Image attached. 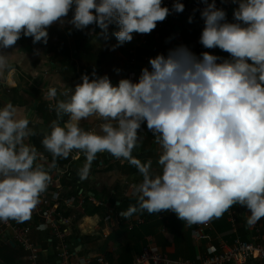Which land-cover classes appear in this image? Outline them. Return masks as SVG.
I'll use <instances>...</instances> for the list:
<instances>
[{
  "label": "clouds",
  "instance_id": "9594fccd",
  "mask_svg": "<svg viewBox=\"0 0 264 264\" xmlns=\"http://www.w3.org/2000/svg\"><path fill=\"white\" fill-rule=\"evenodd\" d=\"M197 2L204 5L194 9L204 21L198 42L205 49L219 48L230 59L218 63L216 55L206 51L198 56L179 45L150 58V68L141 69L137 82L125 78L114 86L107 75L83 74L70 95L63 93L67 100L50 105L57 119L41 146L52 156V166L74 150L82 154L85 163L78 176L83 181L99 153L135 163L132 153L142 143L139 133L146 124L160 146L162 172L153 175L151 161L136 163L142 177L133 186L137 203L121 217L170 211L191 226L239 204L250 213L246 223L253 225L264 218V0H221L236 5L233 22L216 0ZM163 3L0 0V49L12 48L22 37L47 45L48 29L67 24L78 31L95 25L105 38L115 25V51L134 34L150 35L169 15L185 11L181 0L171 8ZM193 22L194 15L188 18ZM10 56L0 51V77L15 71ZM42 94L53 101L57 89ZM20 111L11 102L0 107V222L5 223L28 221L51 181L50 172L36 163L43 154L26 143L35 133ZM92 117L101 121L99 133L81 127Z\"/></svg>",
  "mask_w": 264,
  "mask_h": 264
},
{
  "label": "crops",
  "instance_id": "0c3cea01",
  "mask_svg": "<svg viewBox=\"0 0 264 264\" xmlns=\"http://www.w3.org/2000/svg\"><path fill=\"white\" fill-rule=\"evenodd\" d=\"M219 1L220 8L227 13L228 22H233V10L236 5ZM181 2L185 4L183 13L176 14L162 29L157 25L150 35L145 34L148 36V43L136 48V64L132 67L127 65L129 50L139 43L141 35L134 34L131 42L113 51L111 48L117 44V40L112 33L119 30L115 25L109 27L105 38L100 35L102 30L95 25L84 31H78L67 24L63 26L54 24L48 29L47 45L42 42L34 44L32 38L22 37L12 48L0 49L4 54L11 55L10 64L15 68L11 75L5 72L4 76L0 77V84L10 90L9 94L2 97L0 107L9 102L18 106L21 110L20 115L31 121L29 126L33 132L45 135L51 130V122L57 119L55 112L47 110V106L49 103L55 105L58 100H67L69 97L63 93L70 95L71 89L82 82L80 77L83 74L91 77L92 72L95 71L99 76L107 75L116 86L121 79H129L132 74L140 76L142 68H150L148 63L150 58L161 53L166 55L169 49L186 45L193 51L192 42L198 33H202L204 27L200 12L194 13V9H200L204 5L197 0H181ZM193 15L194 22L189 24L188 18ZM71 16L70 12L68 19H71ZM169 38L171 40L166 42ZM208 50L206 51L210 54L221 58L218 63L230 59L229 54L219 48ZM204 51L203 47L201 53ZM115 69L121 70L119 74ZM49 88L57 89V97L53 101L43 98L42 93H46ZM66 120L65 116L63 121ZM100 123L98 118L92 117L81 121V127L99 133ZM142 128L145 129V134L139 133L142 143L136 149L138 155L135 159L139 163L151 161L152 174H161L162 169L158 164L160 146L155 143L146 124L142 125ZM33 136H30L26 143L32 145ZM105 153L107 152L97 154L95 160L99 159V164L91 166L88 178L83 181L78 176L79 169L85 163L82 154L74 150L69 158L59 159L55 166H52L51 155H43L47 160L46 170L50 172L51 178L61 169L72 172L71 178L60 177L57 181V185L60 186L57 210L65 219L71 221L72 229L68 240L79 257L94 258L108 254L111 256L109 264H132L135 257L141 253L148 237L152 238L154 245L172 261L194 260L200 255H214L222 242L232 245L236 239L244 242L255 241L264 245V218L253 225H248L246 220L250 213L239 204L233 205L221 217L211 218L212 230L201 241L193 239L192 227L178 219L176 214L168 215L161 222L157 220L155 214L150 216L146 211H137V215L146 217L147 222L133 230L127 228L124 230L123 224H119L114 214L110 219L108 215L117 213L115 206L125 202L126 196L123 193L126 192L125 183L139 184L142 177L134 170L135 167L121 166L112 156V159L110 155L105 156ZM80 188L84 189L86 195L94 196L103 203L98 205V203L86 202L93 209L90 215L80 216L83 207L75 206L72 209L64 204L67 198L76 196ZM104 208H107V211ZM229 211L235 213L236 232L229 221ZM17 223L23 226H37L40 222L32 213L28 221ZM162 229L164 232L161 231ZM31 239L39 244L43 251V264H59L56 243H50L49 233L37 229L32 232ZM23 257L22 249L8 236L0 233V264H24ZM247 264L256 263L252 261Z\"/></svg>",
  "mask_w": 264,
  "mask_h": 264
},
{
  "label": "built area",
  "instance_id": "2783aa9c",
  "mask_svg": "<svg viewBox=\"0 0 264 264\" xmlns=\"http://www.w3.org/2000/svg\"><path fill=\"white\" fill-rule=\"evenodd\" d=\"M173 2L174 0H164L163 6L171 8ZM209 2H211V0H209ZM216 3L217 7L220 8V1L216 0ZM202 8L203 7L200 9L202 10ZM175 15L176 13H173L169 15L164 22L158 23V28L162 29L164 26H166L170 22V19ZM200 35L201 32L197 34L196 38L192 42L193 52L198 56L203 48V46L198 42ZM147 43L148 36L141 35L139 43L129 50V61L127 64L128 67L135 66L136 64V48L138 46L147 45ZM138 78L139 76H135L133 74L129 77V79L133 80L134 82H137ZM9 93L10 90L0 84V101L5 94ZM140 132L145 134V129L142 128ZM132 157L135 163L125 159L115 160L121 166H136L138 160H136L134 156ZM36 163L47 169V160L45 156H40ZM71 176L72 172L67 169L56 171V173L53 175L46 191L40 196V202L32 211V213L39 219L40 223L37 226H23L18 224L15 220H10L6 223L0 222V233L4 236H8L19 246L20 249H22L24 253V264H43V251L40 245L31 239L32 232L37 229L42 232L49 233L50 243H56V252L59 264H109L104 256H97L94 258L79 257L68 240L71 235L72 226L71 221L69 219H65L57 210L60 194V186L57 185V181L60 179V177L71 178ZM136 184L138 183H125L126 192L124 194L126 197L137 199L133 188V186ZM86 202H93L98 203V205H103V203L96 199V197L86 195L84 189L82 188L79 189V192L76 196L67 198L64 201V204L67 208L74 209L75 206L82 208ZM126 210H121L117 213H110L108 215V219H110L114 214L119 224L124 223L128 230H133L135 227L144 225L147 222L146 217L138 216L137 212L131 218L126 220L120 215V212ZM172 214L174 213L170 211L160 212L156 218L158 221L162 222L168 215ZM228 218L232 224L234 232H236L237 219L235 213L229 211ZM191 227L192 237L196 241L205 239L206 234L212 230L210 220L204 223L191 225ZM161 231L164 232L163 229ZM145 242L146 243L142 247L141 253L135 257L132 264H247L252 261H254L256 264H264V245L255 241L244 242L240 239H236L232 245H229L227 242H222L214 255H200L194 260L176 261L170 260L157 246H155L152 238L148 237Z\"/></svg>",
  "mask_w": 264,
  "mask_h": 264
},
{
  "label": "trees",
  "instance_id": "16d2710c",
  "mask_svg": "<svg viewBox=\"0 0 264 264\" xmlns=\"http://www.w3.org/2000/svg\"><path fill=\"white\" fill-rule=\"evenodd\" d=\"M206 50H208V49H205V51L204 52H206ZM209 51V50H208ZM50 104H52L53 105V103H49V105ZM54 106V105H53ZM47 110H49V106H47ZM43 134H35L33 137H32V145H35L36 147H37V149H38V151L40 152V153H42L43 155H45V156H49L50 154L49 153H47V152H45L44 151V149L42 148V146H41V140H42V138H43ZM109 154L108 153H105V156H108ZM138 155V151H136V149L133 151V153H132V156H134L135 158H136V156ZM110 159H112L111 158V155H110ZM109 159V160H110ZM116 158H114L113 157V160H115ZM99 159L98 160H95V161H93L92 162V164H91V166H97L98 164H99ZM138 163H139V161H138ZM142 164H146V162L145 161H142L141 162ZM128 167H135V171H137L138 172V170H137V167L136 166H128ZM123 193H125L124 191H123ZM136 203H137V199H133V198H130V197H126V200H125V202H123V203H120V205H117V206H115L116 207V209L118 210V211H121V210H126V209H128L129 208V206L130 205H136ZM114 205V204H113ZM97 206V205H96ZM104 210L105 211H107V208H104ZM96 211V210H95ZM92 212H93V209H91L90 207H89V205H88V203H86L84 206H83V208H82V210H81V212H80V216H84V215H90V214H92ZM159 214V213H158ZM158 214H155L156 216H158ZM147 215H148V213H147ZM150 215V214H149ZM152 215V214H151ZM150 215V216H151ZM123 227H124V230H126V228H127V226L123 223V225H122ZM135 229V228H134ZM80 238V237H79ZM78 238V239H79ZM104 257L106 258V260L107 261H109L110 262V260H111V256H109L108 254L107 255H104Z\"/></svg>",
  "mask_w": 264,
  "mask_h": 264
}]
</instances>
